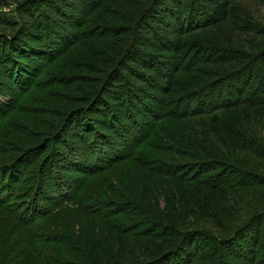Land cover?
I'll return each instance as SVG.
<instances>
[{"label": "trees", "instance_id": "16d2710c", "mask_svg": "<svg viewBox=\"0 0 264 264\" xmlns=\"http://www.w3.org/2000/svg\"><path fill=\"white\" fill-rule=\"evenodd\" d=\"M102 1L28 0L29 7L24 6L18 21L12 20V32L3 31L0 36V73L7 74L10 79L20 75L19 79L15 78V83L20 82L19 87L30 89L37 77L35 72L30 71L31 63L37 61L34 58L46 59L48 56L46 60H50L54 56L64 57L68 49L77 40L82 39L77 38L80 31L85 37H92L93 42L101 46L105 45V39L106 43L110 44V36L103 35L106 37L98 39L92 30L85 32L81 28L86 24L84 21H87V14L99 7ZM129 2L130 0L127 3L118 0L124 13ZM201 2L152 0L153 4L146 11L151 12L150 18L143 15L136 19L130 37L131 46L126 50L125 40L122 39V51L117 45L115 53H126L127 65L138 71L141 69L140 63L152 64L144 55L142 58L138 56L162 53L158 49L160 42L172 40L174 33H181L182 27L185 26L182 24L186 23L189 29H198L212 25V20L216 19L217 15L224 17L228 14L230 0ZM87 6L91 8L89 12L86 11ZM129 14L130 12L125 13L126 16ZM135 14L132 12L127 21ZM103 21H113L106 11L103 12ZM143 23L145 24L142 27ZM126 25L129 26L127 23ZM95 27L111 34L116 28L101 25ZM141 29L146 30L142 33V39ZM57 33L66 36L57 39ZM168 33H171L170 37ZM181 42L177 41L178 50L182 49ZM13 43L14 47H11ZM197 50L191 52L192 60L188 58L191 55L187 57L182 52L177 60L167 65V87L171 90L170 93L175 89L178 96L174 98V103L168 106V111H153L154 115L149 124L141 122L145 128L144 130L141 127L142 134L133 137L125 133V126L122 133L128 139L129 147L122 146L119 152L115 151L116 148L109 147L111 142L117 140L114 136L117 126L122 128L126 123V118L120 110L121 105L114 102L115 97L106 98L105 107L109 104L112 106L116 119L113 114L106 118L105 109L95 111L94 116L78 114L81 111L72 110L77 100H73L68 94L60 95L50 88L44 90V95L40 96L41 100L37 101L38 106L21 105L20 102L16 105L14 101L10 102L5 108L7 110L0 115L11 110L14 105L17 106L16 112L21 115L9 118L13 129H0V264H30L36 261L37 264H264V216L261 215H264V206L249 228L243 224L244 217L231 221L229 219L232 215L228 213L231 207L238 206L241 198L229 199L231 189L234 194L237 188L262 186L264 176L255 177L253 173L245 172L238 163L222 159L223 154L218 151L221 156L210 155L211 160H196L197 157L201 158L202 150L213 149L211 141H215L213 138L218 141V135L222 136L232 152L246 149L255 156L264 157L258 140L238 128L239 122L232 117V110L240 106H264V52L249 55L243 53V49L234 50L221 46L211 47L210 51L205 49L203 56L204 49L199 53ZM64 51L67 52L63 53ZM94 51L91 50L94 65L103 64ZM213 65L218 67L214 70L211 67ZM75 72L81 74L79 71ZM177 73L185 75L176 77ZM212 75L221 81L208 84L209 104L204 102L199 105L198 98L196 106L191 107L190 98L194 99L198 93L190 90L182 94V89H187L184 87L191 83H198L201 77L211 79ZM5 77L8 79L6 75ZM88 79V76L72 75L71 83L75 86L67 87L62 84L61 91H64V88L71 91V88L78 87L76 91L80 93L96 95L97 92L89 85ZM129 79L128 85L120 84L125 88L118 92V101L122 97L120 103L123 109H128L127 115L131 113L128 118H133V105L141 111L144 107L151 108V102L148 96L143 95L145 99L140 97V84L130 82L132 78ZM77 83L88 86L83 89L80 87L82 85ZM201 88L204 87L196 91L199 92ZM81 97L88 99L86 95ZM141 101L144 107L140 104ZM161 102L163 100H159V103ZM61 106L67 111L61 112ZM36 111L41 113L37 114ZM221 112L220 116L212 117ZM71 117L76 118L75 127H71L72 130L65 135L63 126ZM201 117L209 120L205 123L195 122ZM139 120L141 118L137 120L140 124ZM170 123L172 125L168 126ZM57 126L58 129L54 131ZM36 130L44 134L50 131L53 137L51 147L49 145L40 150L39 145L27 146L31 145ZM67 144L72 146L73 151L67 149ZM64 149L66 154L61 162L63 156L60 153H63ZM90 149L91 153L94 151L92 156L100 151L104 155L96 154V161L89 154L84 156L83 151L87 154ZM79 155L86 162L92 161L93 166L81 167L84 162L80 161ZM185 157L190 161L184 160ZM125 161L135 164L137 170L127 166L125 176L121 174L118 185L104 176L118 174L113 168ZM152 161L158 165H152ZM71 162L78 164L72 169L70 166L73 165L65 164ZM262 164L264 165V162ZM71 170L80 175L76 184L73 183V178L66 174ZM143 170L154 175L151 178L144 177ZM134 171L136 174L133 175ZM82 172L85 178L81 179ZM94 174L101 177H95L96 186L92 188L93 185L89 187V183H93L90 178H93ZM111 201L115 206L118 205V208H104V203L109 205ZM63 202L74 204L87 215H94L117 232L140 237L138 249L130 250L126 244H118L119 240L106 230L105 233H100L99 230L91 228V225L83 228L82 232L79 230L78 234L75 231L69 233L71 226L56 220L52 215L55 208L62 206ZM97 204L101 206L93 208ZM123 210L131 213L132 223H112L111 219L123 214ZM50 219L53 227L47 224ZM227 221L234 224L230 234L223 238L219 236V232L210 229L229 228L227 224H223ZM234 226L237 227L233 229ZM62 227L67 231L61 230ZM111 233L114 235V231Z\"/></svg>", "mask_w": 264, "mask_h": 264}, {"label": "rangeland", "instance_id": "374dc122", "mask_svg": "<svg viewBox=\"0 0 264 264\" xmlns=\"http://www.w3.org/2000/svg\"><path fill=\"white\" fill-rule=\"evenodd\" d=\"M27 1L28 0H0V36L4 33L3 31L12 32L13 30L12 26H14L13 21L14 20L18 21V16L23 11L24 6L29 7V5H27L28 4ZM124 1H126L127 3L128 0H124ZM131 1L133 0H130L129 4H127V11H125V13L130 12L131 14L132 12H135L136 14L128 21L127 19H129L130 14L128 16L125 15L124 10H121L120 7L121 5L118 3V0H103L99 4V7L92 9L91 11H90L91 9L90 6H87L86 11L87 12L90 11L91 13L87 14L86 17L87 21H84V23L86 22V24H83L84 26L81 27L82 30L83 31L85 30V32H87V30H92L93 33L98 36V39H103L106 37L103 35H107V37L110 36V44H107L105 39V41H103V44L105 45L101 46L93 42L92 37H90L91 39H89L88 37H85L83 35V32L80 31L77 38H82V39L77 40L72 47L69 46L70 48L68 49V52L67 51L63 52V53L67 52L64 55V57L54 56L50 60H46L48 56L45 57L46 59H44V57L43 59L33 57L34 59H37V61L34 60V63H31L32 68L30 69V71L35 72L34 74H37V77L35 80H33L30 89H27L25 87H19L21 85L20 82H18L17 84L15 83V78L19 79L20 75H17L15 78L10 79L9 76L5 74L8 77L7 79L4 73L3 74L0 73V109H1L0 114L6 111L7 109L5 108L9 106L10 102L13 103V101L15 102L16 105L20 102L21 105L30 104L31 106H38L37 101L39 99L41 100L40 96L44 95V90L50 88L59 92L60 95L68 94L73 98V100H77L78 102H75L73 104L72 110L81 111L78 114L84 113V116L87 114L94 116L95 111H98L99 109H105L104 112L107 118V116L110 117V115L113 114L114 110L110 104L108 107H105L107 103L106 98H109V96H111L112 98L115 97L116 101L114 102H118L121 105L120 110H122L123 117L126 118L125 119L126 123L122 128L117 126L118 129H116V132H114V136L117 140L111 142V145L109 144V147L111 146L113 148H116L115 151L119 152L122 146H126L125 148L129 147L128 139L125 138L124 133H122V129L125 126H126L125 133L133 135V137L138 136L139 134H142L141 127H143V125L141 122L145 121L149 124L152 121L151 118L153 117L154 113L162 112L164 109L168 111L170 109V107L168 106L169 105L171 106L174 103V98L178 95L175 93V89H173V91L170 93L171 90H169L167 87V79H166L167 77L166 72L168 70L167 65L171 61L177 60L182 52H184V54L188 57L189 55H191V52L192 53L195 52L196 49H198L197 53L201 52V49H204L202 50V52H204L203 53L204 56L205 49L210 51L211 47H221V46H225L226 48H232L234 50L243 49L244 50L243 53L249 55L258 54L261 53L262 51L264 52V0H230L228 14L224 15V17L223 15L221 16L217 15V18L212 20L213 21L212 25H205L198 29H189L186 23L182 24V26L184 25L185 26L182 27L183 29L181 33L178 34L174 33V35L171 36L173 41L167 39L160 42L158 49H160V52L162 53L158 55L155 54L149 55L148 53L140 54L138 57L142 58L144 55L145 59L150 61L152 64L148 65V64L140 63L141 69L136 71V69L134 70L133 68H131V66L127 65L128 61L125 62L126 53L124 54L119 53V55H117L118 53L116 54L115 51L117 50V45L120 46L119 50L122 51V47H123V44L121 42L122 39L125 40V45H126L125 49L126 48L128 49L131 46L132 39L130 40V37H132V28L134 27L136 19L141 18L143 15H145V18H147L146 15L148 16V18H150L151 12H146V11L153 3L152 0H134L136 2L134 1L131 2ZM198 1L201 2V0ZM182 6L183 3L181 4V7ZM105 11L112 18L113 20L112 22L109 21L108 23L103 21V12ZM77 12L79 13L80 11ZM4 17L7 18L9 17L11 19H3ZM86 18L84 20H86ZM126 23L129 26H127ZM144 24L145 23H143L142 27L144 26ZM95 25L97 26L101 25L108 28L109 27H116V28H115V32L111 34V32L108 31L105 32V30L100 31V29L96 28ZM124 26H126V28ZM138 29L139 28H137L136 31H138ZM76 30L77 29H75V32ZM145 31H146L145 29H141V39H142V33H144ZM168 34H169L168 36L170 37L171 33ZM61 36L64 38L66 35L64 34L61 35V33L60 34L57 33V39L58 37L61 38ZM175 40L176 42H174ZM178 40L182 41L181 42L182 49L179 47L180 48L179 50L178 48H176ZM14 44L15 43H13L10 46L14 47ZM85 44L87 45L85 46ZM83 46H85V48H83ZM92 46H94L97 49V51H94V48ZM91 50H93L97 54V56L100 59V62H103V64L99 63L96 64V66L94 65L95 61L91 56ZM68 58L70 60H68ZM188 58L192 60V55ZM211 67L214 68L215 70L218 66L213 65ZM1 68L2 67L0 66V70L2 71ZM73 68H75L76 69L75 71H79V73L81 74L78 75V73H76L73 70ZM123 68L124 70H122ZM34 74L31 75L33 76ZM72 75H75V77L88 76L90 79H88L87 81L89 82V85L92 86V88H95V92H97V94L90 96L88 94L80 93L76 91L78 90V87L71 88V91H66L65 88L64 91H61V89L63 88L62 84H64V86L67 87L75 86L71 83ZM184 75H185L184 73H177L176 77L178 76L183 77ZM128 78L130 79L132 78L131 80L129 79L130 82H137L138 84H140L141 89L138 90L140 97L145 99L143 95L148 96L149 97L148 100H150L151 102L150 105L151 108H149V107H144L145 105L141 101L140 104L142 106L144 105L143 106L144 109L141 111L140 110L138 111L136 105H133L132 108L133 110L132 114L134 115L133 118H128V116L131 114L130 113L129 115H127L126 112H129L128 109L127 110L123 109V106L120 103L121 100H123L122 97L121 100L118 101V96H119L118 92L122 91L123 88H125V86L122 85L120 86V84L126 85L127 83L128 85L127 82ZM199 80L200 81L198 83H191V85L190 84L186 85L184 88L187 89H182L181 91L182 94L190 90H195L193 93L195 92L198 93L196 96L193 97L194 99L190 98V102L192 101L191 107L196 106V103L198 102V98L200 99L199 105H201L204 102L207 103L209 101L208 94L210 93V90L208 89V84L209 83L211 84L212 82L216 83L221 81L218 78L216 79V77H214L213 75L211 79L208 78L205 79L204 77H201ZM77 84H81L82 86L80 87H83V89L87 88L88 86V85H83L82 83H77ZM160 84H162L161 87ZM200 87H204V88H201L199 92L196 91V89ZM85 95L88 97V99L81 97ZM164 97L166 98L164 99ZM159 100H163V102L159 103ZM207 104H209V102ZM16 105H14V107ZM165 106L166 108H164ZM14 107L11 110L9 109L4 114L0 115V129H4V127L13 129V124L12 122L9 121V118L13 116L15 117L16 115L18 116L21 115L18 112H16L17 106L15 108ZM41 108L44 109V107ZM171 109H173V107H171ZM165 110L163 112H166ZM60 111L66 112L67 110L66 108H64V106H61ZM153 111L154 113H152ZM232 111H234V113L232 114L233 119L236 122H239L238 128L240 129L242 128L244 130L243 132L249 134L250 136L256 138V140H258L259 147L261 148L262 154L264 155V106H258L253 108L240 106L239 108H235ZM61 112L58 113L61 114ZM69 112H71V110ZM24 113L26 112H23V114ZM35 113L39 114L41 112L36 111ZM141 114H143L144 116H142ZM221 114L222 112L218 114L216 113V115H213L212 117L220 116ZM114 115L115 114H113V117ZM74 118L75 117L73 118L71 117V119L66 124H64L63 132L65 135L72 130L71 127L73 128L75 127L76 118L75 120ZM140 118L141 120H139L140 122L139 124L137 120ZM114 119H116V117H114ZM208 120L209 119L201 117L196 119L195 122L205 123ZM171 123L168 126H171L172 125ZM57 129L58 126L55 127V129L53 130L56 131ZM37 131L38 130L34 132V135L31 140V145H27V146L36 147L37 145H39V149L42 150L44 148H47V146H49L50 144L52 145L53 137L50 135L49 133L50 131L49 132L46 131L45 134L44 132H37ZM75 136L78 137L77 134ZM213 139L215 140V141H211V147H213V149L210 150L208 149L207 151L202 150L201 158L197 157L196 159L197 161L211 160L210 155L216 157L217 155L221 156V154H223L222 159H225L230 162L238 163L240 166L243 167L242 170H244L245 172H249L250 174L253 173L252 175H256L255 177L264 176V165L262 164V162H264V157L255 156L246 149L244 151L234 150V152H232V149L230 150V148L226 146L222 136L219 137L218 135V141L215 138ZM93 146H91L90 148L92 149ZM66 147L67 149L72 150L71 149L72 146L67 144ZM91 149L90 152H87V154H84L83 151V155L92 156V153L94 151H92L91 153ZM217 151L221 154H218ZM73 153L74 152H71V154ZM99 153H102L104 155L102 151H100ZM213 153H217V154H213ZM60 154L63 156L61 159V162H63V158L65 157L66 154V149H64V152ZM96 154L92 156L95 161L97 158ZM78 157L80 158V161L84 162L81 163V167L90 168L93 166V165L91 166L92 161L86 162L81 155H79ZM101 160L103 161L102 157ZM184 160L190 161L186 157L184 158ZM130 163L131 162L125 161L124 163L119 164L122 165L124 168L119 165L115 166L113 169L117 170L118 173V174L115 173V176L106 175V174H104V176L108 179L110 178L109 179L110 181L118 185L120 182L119 178H121V174L122 176H125L124 172L127 166H132L134 169H136V165ZM150 163L155 166L158 165V163H155L154 161ZM65 164L73 165L70 166L73 169V167L75 168V166H77L78 163L71 162ZM143 172L144 173H142V175L144 177L151 178L154 175L152 172H149L147 170H143ZM76 173L77 172H73V170L66 173L68 174V176H71V178H73L74 184H76L78 178L80 177V175H77L78 173L77 174ZM134 174H136V171L133 172V175ZM81 175H83L81 176V179L85 178L84 172H82ZM126 175L128 174L126 173ZM93 176H94L93 178H90V180L93 181V183H89V187L93 185L92 188L96 186L95 177H101V175L99 176L98 174H94ZM99 186L101 185H98V187ZM231 191L233 192V189H231ZM232 192H229L228 198L231 197L232 198L231 200L237 197H241V198L239 200L240 203H238V206L235 205L234 207H231L230 211H228L229 215H232L230 216L229 220L232 221L234 220V218L240 219L241 217H244L245 221L243 222V224L245 223V225H247L245 227L249 228L250 225L254 224L252 221H254L257 218L256 215L259 214V210H261L264 206V185L259 187L237 188L234 194ZM59 199L62 198H57V200ZM115 200L118 201L117 198H115ZM107 204L108 203H104V208H108L107 206H111V207L117 206L118 208V205L115 206V203L113 201H111L109 205ZM99 206H101V204H97L93 206V208ZM123 211L125 215L128 216H125L123 213L115 218H112L111 222L118 224L120 223L131 224L133 221L131 213H128L126 210ZM52 215H54L56 220L64 221L66 225L71 226L69 227V229L67 228L69 233L75 231V233L78 234L79 230L80 232H82L83 228L85 227L87 228V226L91 225L90 226L91 228H94V230H99L100 233L103 232L105 233L106 230L108 234L119 240L118 244L122 245V243H124V245L126 244V246L130 248V250H137L141 242L140 237H136L133 234L117 232L116 230H113L111 226H109L103 220L96 218L94 215H87L81 212L74 204L69 202H63L62 206L55 208V211L53 212ZM261 215L264 216L263 213ZM52 220H54V218ZM52 220L50 219L47 222V224L53 227ZM223 224H227L229 228H225V229H218L215 227L210 228L212 230H216L217 232H219V236L221 238L230 234L234 223L227 221V222H223ZM237 226H234L233 229H235ZM63 228L64 227H62L61 230L67 231L66 229ZM37 230L40 231L38 226H37ZM111 231H114V235H112ZM37 263L38 262L36 261L35 263H30V264H37Z\"/></svg>", "mask_w": 264, "mask_h": 264}]
</instances>
